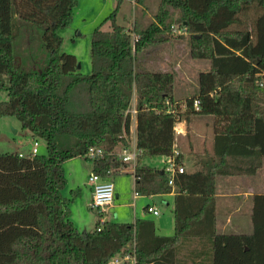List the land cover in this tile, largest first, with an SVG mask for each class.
I'll use <instances>...</instances> for the list:
<instances>
[{"label": "trees", "instance_id": "trees-1", "mask_svg": "<svg viewBox=\"0 0 264 264\" xmlns=\"http://www.w3.org/2000/svg\"><path fill=\"white\" fill-rule=\"evenodd\" d=\"M80 1L0 0V89L8 94L0 117H17L47 145L44 153L0 152V264H108L126 254L135 264H264V191L250 197L251 232L217 229L221 182L255 177L264 167V0H160L153 20L132 28L115 9L91 33L90 73L62 49L59 32L72 25ZM176 37L206 62L191 96L176 95V70L138 62L141 49ZM134 97L143 150L133 166L135 191L177 190L171 236L147 216L80 230L70 207L78 190L63 193L69 159L92 160L103 177L132 166L117 151L132 144ZM193 116L212 119V145L188 170L191 158L176 154V124ZM97 147L105 155L90 158ZM153 156L184 165L173 185L168 172L146 162Z\"/></svg>", "mask_w": 264, "mask_h": 264}, {"label": "rangeland", "instance_id": "rangeland-1", "mask_svg": "<svg viewBox=\"0 0 264 264\" xmlns=\"http://www.w3.org/2000/svg\"><path fill=\"white\" fill-rule=\"evenodd\" d=\"M113 5V9L107 12L104 17L110 15L115 9H117V0H111ZM160 0H147V3L150 5V9L156 12L158 9ZM138 4V3H137ZM137 6V5H136ZM116 7V8H115ZM115 8V9H114ZM126 16L127 19L124 20L123 16L120 14L118 16L119 23L130 26V20L133 16V9ZM78 7L75 9V14L78 12ZM119 11V10H118ZM154 12V13H155ZM104 19V18H103ZM148 20V19H147ZM38 42L36 43L37 49V61L38 64L45 63V57H47V52L40 47L41 44V31L38 29ZM61 35L64 34V30L59 31ZM74 35V33H72ZM177 35V32H174ZM66 36V35H65ZM78 46L80 50V70L83 73H90L91 71V60H90V45H91V34H87L86 36L78 37ZM171 44L163 43L159 45H153L148 48L141 49L138 52V62H144L143 64L147 66H143L145 68H149L152 70H169L174 69V65H180L179 73L177 72L176 77V95L178 97H186L194 94L195 86L197 85L198 72L199 69H202L206 66V62L203 60L194 59L189 54V47L186 40L174 38ZM75 43L73 41H69L68 36L65 38V42L63 44V50L70 51L72 45ZM149 66V67H148ZM8 98V94L6 90L0 89V100H6ZM195 116H193L194 118ZM197 123H205V120H210L209 116H199L196 117ZM36 138L33 137L32 133L23 127L21 121L15 116H2L0 117V152H20L23 155H27L30 153L33 142ZM38 150L39 153H44L47 150L46 142L43 139H39ZM185 148L187 154H199L203 152L204 149L211 147L209 146L208 136L205 139V142H185ZM164 157L162 156H153L146 159V162L157 166L160 168L164 167L163 162ZM93 164L92 160L85 158H78L71 163L70 161L66 162L65 172L69 179L67 180V184L63 189V193L66 196H73L74 192L71 191V184L74 179H81L84 175L87 177L88 173L84 169V164ZM74 164L71 169V165ZM184 165L188 170L193 168V162L190 160H185ZM88 166V165H87ZM83 169V170H82ZM92 173V172H91ZM89 174V176L91 175ZM80 174L81 176H79ZM77 175V176H76ZM88 176V178H89ZM114 182L115 186V196H114V207L106 206L103 209L99 208H90L85 207L82 208L79 205H75L73 207L74 210V219L76 220L75 224L80 230H88L93 231L96 228V222L99 221V216L102 213V217L105 221L113 220V221H126V220H134V181L135 175L133 174V170H130L122 175H119ZM230 180V179H229ZM257 180V189H253V192L258 191L261 192L259 187L260 182L264 181V167L260 170L258 174ZM84 182V181H83ZM249 179H243L241 177H236L231 179V182L227 185L221 182V190L225 189L227 195H222L219 201V217L217 220V229L222 232H251L253 229L252 221H251V199L244 197V191L248 188L250 189ZM122 188V191L119 189ZM119 189L122 193V197L118 199L116 197V190ZM248 189V190H249ZM238 194H241L238 196ZM76 197V196H75ZM125 200L126 203L121 206L120 203ZM156 206L159 210L158 215H154L152 213L145 212L143 207L141 208L147 217H150L155 220L157 223L158 220L171 217V222L167 224V228L162 232L163 235H174L175 227H174V198H164V197H156ZM72 207V206H71ZM139 210V206L135 209V211ZM140 211V210H139ZM118 257V256H117ZM121 257V255L119 256ZM116 258V257H115ZM114 258V259H115ZM114 259H111L108 264H114ZM135 260L125 261V263L121 264H135Z\"/></svg>", "mask_w": 264, "mask_h": 264}, {"label": "crops", "instance_id": "crops-1", "mask_svg": "<svg viewBox=\"0 0 264 264\" xmlns=\"http://www.w3.org/2000/svg\"><path fill=\"white\" fill-rule=\"evenodd\" d=\"M113 5L114 4H112L111 0H81L80 1L79 5L77 6L79 10H78L77 14H75L74 21H73L72 25L68 28L63 29L64 34L66 36H68L69 41H73L75 43L74 45H72V47L70 49V51H72L71 53L76 54L79 59H80V55H79L80 50H79V46H78V41H79L78 37H82V36H86L87 34H91L93 29L97 25H99V23L103 20V18H105L104 16L107 14V12H109L110 10L113 9ZM130 8L133 9V16L130 20V26H127L128 28L134 27L136 25V23H140L142 25H147L149 22H151V20H153V15H154L155 11H153V9H150L151 7H150L149 3H147V0L143 4H134L131 0H117V9L119 10L117 17L121 14L123 16V19L126 20L127 19L126 16L131 12ZM72 33H74V35ZM65 35H64V42H65V38H66ZM174 68L179 73V71H180L179 68H181L180 65H177V66L174 65ZM132 107H136V98L135 97H134V100L132 102ZM196 117H199V116H195L194 118L191 119L190 122H188L186 119H182L177 123V128L181 129V132L177 134L176 151L183 152V153L187 154L186 148H185V142L187 141V139L190 142V144H192V142H194V141L195 142L201 141L202 143H204L207 136H208V140H209V146L211 147V145H212V119L210 118V120H205V123L203 122L200 124V123L196 122L198 119ZM136 130H137V119H136V115L134 114L133 120L131 123L130 134H129V137L132 140V142H136ZM187 156L189 158H191L190 159L191 163L192 162L194 163V161L198 157V154L197 155L196 154H192V155L187 154ZM78 158H85V157H75V158L67 160L66 162L70 161L71 163H73V161L75 159H78ZM70 165H71V169H72L74 164H70ZM83 166L85 167L84 170L86 172H90V170H91V172L93 173V164L89 165L86 163ZM130 168L132 170H134V167L132 165L131 167L129 166L128 168L122 170L121 172H119V173H117L111 177H103L102 176V178L105 180L111 179L113 182H115L117 177H120L119 175H122L123 173L128 172L130 170ZM90 173H88L86 178L84 175L81 179H77V178L74 179L73 183L71 184V188H72L71 191L78 190V193H79L76 196V198L71 202V205H70V207L72 206L71 207V217H72L74 223L76 222V220L73 217V215H74L73 207L75 205H79L82 208H85V207L92 208L90 206V202H91L92 196H93V186L89 182V178H88ZM78 175L81 176L80 174H78ZM241 178L249 179V183H251L250 189L248 188L249 190L247 189L243 192L244 197L250 199V197L255 192V191L253 192V189L258 188L257 180H256L258 178V175L255 177H250V178H248V177H241ZM67 180L69 181L68 177H67ZM222 182L227 185L228 183L231 182V179L230 180H223ZM259 187H262L260 189V191L263 192L264 191V181L260 182ZM122 188H124V187H120L119 189L122 191ZM119 189L116 190V197L118 199H120L122 197V194H121L122 192L119 191ZM133 190H134L133 205H134L135 219L137 217H141V216L142 217L148 216V215H145L143 213L141 208L143 207L145 212H148L147 207L149 205L156 206L155 198L157 196L158 197H164L165 199L166 198L172 199V198H174V196L177 192V190L174 189L172 192H170L168 194H158V195H151V196L136 194L135 181H134V189ZM226 192H225L224 188H223V190L220 189V192L218 194L219 201H220V197L222 195H224V196L227 195ZM240 195L241 194H238V196H240ZM68 197H70V196H68ZM125 204H129L130 206H132L131 203H126L125 200H123L120 203L121 206H124ZM111 205L114 207V202H112V204H110L109 206H111ZM138 206H139L140 211L139 210L135 211V209ZM148 213H151V212H148ZM101 217H102V213L99 216V220ZM135 219L134 220H126V221H135ZM169 222H171L170 216L165 218V220L160 219L157 221L156 224L158 227V232L160 234H163L162 232L165 230V228H167V224H169ZM174 227H175V225H174Z\"/></svg>", "mask_w": 264, "mask_h": 264}, {"label": "built area", "instance_id": "built-area-1", "mask_svg": "<svg viewBox=\"0 0 264 264\" xmlns=\"http://www.w3.org/2000/svg\"><path fill=\"white\" fill-rule=\"evenodd\" d=\"M134 4H137L136 0H131ZM194 105L196 108H199L200 106V100L196 99L194 102ZM131 112L136 114V107H132ZM181 129L177 128L176 124V133H180ZM39 141L38 139H35L33 142V146L30 150V154H36L39 152L38 150ZM142 149L139 148L136 144V142H132L131 146L124 147L117 151V156L119 159H121L124 162H129L133 166H135L138 156L142 153ZM105 150L101 147L97 148H91L89 151L90 158H96L101 157L105 155ZM179 152L176 151V154ZM20 155H23L20 153ZM164 167L163 169L168 172L169 174V183L171 185L174 184V176L178 172H183L185 170L184 165L178 164L176 161L175 156H164L163 159ZM89 182L93 186V196L92 200L90 202V206L92 208H99L103 209L106 206H109L114 201L115 196V186L114 182L111 179H103L101 175L97 173H92L89 176ZM137 194V192H136ZM148 212H151L155 215H158L160 212L156 206L149 205L147 207ZM101 226L104 224L105 220L103 217L100 218ZM101 226L98 229H101ZM132 258L129 254H126L125 256L116 257L113 261L114 264H121L124 263L125 260H128Z\"/></svg>", "mask_w": 264, "mask_h": 264}, {"label": "water", "instance_id": "water-1", "mask_svg": "<svg viewBox=\"0 0 264 264\" xmlns=\"http://www.w3.org/2000/svg\"><path fill=\"white\" fill-rule=\"evenodd\" d=\"M78 66L81 67V64L79 63Z\"/></svg>", "mask_w": 264, "mask_h": 264}]
</instances>
